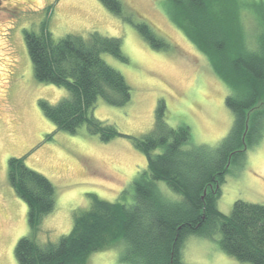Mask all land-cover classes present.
Returning a JSON list of instances; mask_svg holds the SVG:
<instances>
[{
	"label": "trees",
	"instance_id": "obj_1",
	"mask_svg": "<svg viewBox=\"0 0 264 264\" xmlns=\"http://www.w3.org/2000/svg\"><path fill=\"white\" fill-rule=\"evenodd\" d=\"M99 1L130 21L122 15L120 0ZM165 2L170 21L206 56L228 90L225 105L233 116L229 132L217 146L192 145L189 127H170L160 105L153 128L131 138L146 159V168L132 184L131 201L124 198L127 190L114 202L89 194L88 207L73 213L69 233L41 244L35 240L42 219L54 209V187L27 167L24 158H10L8 181L27 205L30 232L15 246L18 264H87L92 253L107 249L119 251L118 264H184L185 240L209 237L208 228L220 233L225 254L241 263L264 264V205L237 200L228 215L216 208L230 164L264 135V34L256 40L257 48L248 47L238 9L229 0ZM134 25L151 47H168L145 22ZM24 40L35 80L68 92L56 104L38 102L57 130L74 134L85 125L104 143L121 136L112 124L92 115L99 99L121 107L131 98L124 77L102 58L108 54L127 63L119 39L93 32L54 41L44 23L38 34L25 30ZM158 182L176 196H165Z\"/></svg>",
	"mask_w": 264,
	"mask_h": 264
},
{
	"label": "rangeland",
	"instance_id": "obj_2",
	"mask_svg": "<svg viewBox=\"0 0 264 264\" xmlns=\"http://www.w3.org/2000/svg\"><path fill=\"white\" fill-rule=\"evenodd\" d=\"M229 1L238 9L248 47L257 48L256 40L264 34V0ZM120 2L122 15L130 21L99 0H0V264H18L15 246L30 233L27 205L8 181L10 158H24L27 167L53 185L54 209L42 219L35 241L57 242L71 230L73 213L88 207L89 194L114 202L122 191L132 190L146 159L131 138L153 128L160 105L170 127H189L192 145L217 146L232 126L226 86L206 56L170 21L165 0ZM138 21L148 24L168 47H151L137 31ZM44 23L54 41L66 35L86 38L93 32L120 40L127 63L108 54L102 58L124 77L131 98L121 107L99 99L92 115L112 124L121 136L104 143L85 125L70 134L57 130L44 116L40 100L56 104L68 97L64 88L39 83L33 75L24 31L38 34ZM157 184L165 196H176L163 182ZM124 198L130 202L131 191ZM237 200L264 205V135L230 164L216 208L228 215ZM208 230L209 237L185 240L184 264H248L225 254L219 247L220 233ZM118 257L115 249L98 251L87 264H118Z\"/></svg>",
	"mask_w": 264,
	"mask_h": 264
}]
</instances>
